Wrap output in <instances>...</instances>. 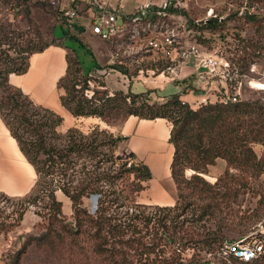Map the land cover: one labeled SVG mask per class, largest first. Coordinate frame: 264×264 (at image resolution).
<instances>
[{"label":"trees","instance_id":"16d2710c","mask_svg":"<svg viewBox=\"0 0 264 264\" xmlns=\"http://www.w3.org/2000/svg\"><path fill=\"white\" fill-rule=\"evenodd\" d=\"M62 31V38L71 39L76 48L62 45L66 49V70L56 83L61 107L75 124L81 118H95L116 130L130 116L166 120L170 126L168 143L173 148L170 176L176 200L170 206H154L155 213H162L157 218L144 215L148 206L139 204L137 197L152 179L149 167L133 154L130 162L113 156L114 149L127 137L99 125L86 132L72 125L61 133L58 128L63 116L8 84L9 74L27 71L30 55L52 45L26 47L16 57L5 54L0 70V119L36 175L30 192L19 200L35 204L39 194L47 199L41 215L46 232L29 236L10 256V264L20 263L32 241L47 247L68 241L81 249L88 244L96 264L197 263L200 259L182 258V249L195 240L196 231L180 216L191 210L198 213L197 221L214 218L222 208L229 207L232 195L249 193L258 198L259 204L264 202V182L260 181L264 174V103H223L216 99L192 108L177 95L159 103L148 99L149 91H109L91 74V70L104 68L98 65L91 49L76 35ZM255 145L262 146L261 156L254 151ZM218 159L225 162V170L209 183L204 175ZM188 170L192 172L189 176ZM58 191L70 202V222L56 198ZM93 197L96 206L91 211L84 200ZM112 206L115 210L110 211ZM22 217L23 211H18L12 221L0 217V234L17 227ZM217 236L213 233L211 237ZM260 241L264 245V238ZM244 264H264V256Z\"/></svg>","mask_w":264,"mask_h":264},{"label":"rangeland","instance_id":"374dc122","mask_svg":"<svg viewBox=\"0 0 264 264\" xmlns=\"http://www.w3.org/2000/svg\"><path fill=\"white\" fill-rule=\"evenodd\" d=\"M244 2V0H191L186 10V15L190 20L189 30L180 35L190 43H199L205 47H210L213 44L221 45L226 57L236 61L243 72L248 74V79L252 81V87L243 86L242 99L259 100L264 103V0H246V5ZM120 3L121 9L125 13L131 11L134 4L132 0H121ZM208 8H212L214 14L224 17V20L218 23L212 19L213 21L205 25L195 24L194 20L203 18L205 10ZM238 11L241 14H238ZM62 33L58 17L52 8L35 0H0V70L4 67L5 54L9 57H16L26 47L35 49L45 45L60 47L63 45L68 49L76 48L71 39L64 38V36L62 38ZM79 39L90 48H93V44L96 43L99 51L104 54L107 50L109 52V43L99 41L94 36L91 37L88 29L80 35ZM68 53L72 56L70 50ZM107 57L108 55L105 56V58ZM104 60L103 62H105ZM104 64L106 65V63ZM252 64L255 65V71L249 73L248 67ZM187 70L189 71V67L188 69L183 68L182 78L187 75ZM117 79V75L114 74L105 77L106 83L113 87L119 86L120 80ZM134 84L133 91L143 89L142 86ZM92 86L94 85L92 84ZM184 89H188V86ZM1 90L0 88V93ZM173 92L177 93V88L170 84L166 86L165 92L160 94H172ZM148 99L151 100L149 97ZM211 99L215 101V98ZM52 100L53 96L45 97V101L49 105H52ZM66 115L63 124L58 128L61 133H65L67 130L64 131L63 126H72L75 123L70 115ZM92 126L94 125H88L85 120L77 127L86 132ZM254 151L258 156H261L263 148L260 145H255ZM113 153V156L120 161H131V155L123 144L120 146L119 143ZM224 170L225 162L218 159L214 166L209 167L204 178L209 183H214ZM190 174H192L191 171H186L187 176ZM35 180L36 176L34 183ZM260 181L264 182V174ZM0 193L5 196L3 198L0 195V217L12 221L16 219L18 211H23V217L18 226L7 234H0V264H10V256L23 245L29 236H38L46 232L47 224L41 215L42 206L47 199H41L43 198L42 194H39V199L35 204L29 200L22 203L19 198L23 195L10 196L1 191ZM56 198L62 202V213L67 222L72 221L69 200L59 191L56 192ZM152 198L150 186H147L139 193L137 202L148 206L144 215H153L157 218L162 213H155L154 206H158V204H154V198ZM94 200V197L84 200V205L91 211L94 207ZM228 206V208H222L221 213L214 218L205 217L201 221L196 220L198 213L195 214L191 210H187L179 217L180 220H186V226H191L196 231L195 240L182 249L184 260L193 257L200 259L198 262H204L209 259V253L216 254L219 247L225 242L243 237L249 243L260 244L259 240L264 238V216L260 217L264 213V202L259 204L258 198H254L248 193L236 197L232 195ZM111 210H115V207L112 206ZM213 233H218L217 238L211 237ZM220 239H222L221 242ZM67 242L65 241L62 246L54 242V246L47 247L45 244L40 245L38 241H32L24 255L21 256L19 264H96V257L91 254L88 244L82 245L83 249H81L78 246L67 244ZM263 251L259 256H264ZM213 260L217 261L215 258ZM234 264L241 263L235 262Z\"/></svg>","mask_w":264,"mask_h":264},{"label":"built area","instance_id":"2783aa9c","mask_svg":"<svg viewBox=\"0 0 264 264\" xmlns=\"http://www.w3.org/2000/svg\"><path fill=\"white\" fill-rule=\"evenodd\" d=\"M35 1L55 11L59 25L68 35L79 38L88 29L90 36L109 43L107 63L94 71L97 75L116 72L128 85L144 84L146 79L159 76L169 83H189L192 77L206 85L209 81H219L224 85L217 99L223 103L243 100V86L252 87L248 74L236 61L226 57L221 45L205 47L190 43L180 35L189 30L186 10L191 0H132L134 4L128 13L121 9V0ZM212 19L221 23L224 17L208 8L205 16L194 23L205 25ZM75 25L83 27L82 33L75 30ZM189 64L192 73L182 78L183 68ZM254 71L252 64L248 72ZM260 244L249 243L245 237L227 241L216 254L209 253L208 260L195 264L249 263L263 251L264 245Z\"/></svg>","mask_w":264,"mask_h":264},{"label":"crops","instance_id":"0c3cea01","mask_svg":"<svg viewBox=\"0 0 264 264\" xmlns=\"http://www.w3.org/2000/svg\"><path fill=\"white\" fill-rule=\"evenodd\" d=\"M93 45V48H89L98 65L104 67L105 64L103 65V63H107L108 60V57L105 58V56H109V52L107 50L104 54L98 50L96 43ZM65 54L66 49L64 47L49 46L42 52L30 55L27 60V71L21 75L9 74L7 77L8 84L19 88L35 103L47 105L65 118L68 113L61 107L56 91V83L66 70ZM188 67L189 71L187 70L188 73L185 77L192 73L191 64L185 66L184 69H188ZM94 71L91 70L93 77H98L103 81L109 91H123L125 93L130 91L133 94L149 91L150 101L159 103L164 102L172 95H177L182 102L188 103L192 108H197L202 102H214L211 98L216 100L224 85L219 81H209V84L206 85L194 80L193 77L189 83L188 81L169 83L159 76L155 79H146L144 84L136 83L143 89L133 91L132 87L135 84L124 83L118 73L109 72L106 75H97ZM113 74L117 75V80H120L118 87L108 85L105 81L107 75ZM170 84L177 88V93L160 94L165 92L166 86ZM187 86L188 89H184ZM46 96H53L52 105L46 103ZM85 120H87L88 125H99L101 128H106L111 132H119L123 137H127L125 141L120 143V146L123 144L130 155L133 154L136 160L146 164L151 171L152 179L147 183V186H150L154 198H152L153 203L158 204V206H170L174 203L175 188L170 176L173 148L168 143L170 126L166 120H146L130 116L117 130L95 118H81L76 120V124L73 123V125L79 126ZM68 127L70 126H63L62 128L65 131ZM35 176L32 166L25 160L16 141L10 136L0 119V191L10 196H24L34 186Z\"/></svg>","mask_w":264,"mask_h":264},{"label":"water","instance_id":"95a60500","mask_svg":"<svg viewBox=\"0 0 264 264\" xmlns=\"http://www.w3.org/2000/svg\"><path fill=\"white\" fill-rule=\"evenodd\" d=\"M74 28H75V30L78 31L79 34L82 33V31H83V27H81V26L75 25ZM93 204H94V207L93 208H95V206H96V199L94 200V203Z\"/></svg>","mask_w":264,"mask_h":264}]
</instances>
